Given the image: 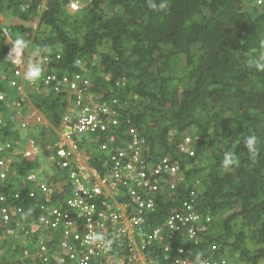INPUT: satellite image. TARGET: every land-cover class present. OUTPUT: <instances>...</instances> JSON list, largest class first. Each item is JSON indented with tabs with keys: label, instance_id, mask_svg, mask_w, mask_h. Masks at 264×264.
Returning a JSON list of instances; mask_svg holds the SVG:
<instances>
[{
	"label": "trees",
	"instance_id": "16d2710c",
	"mask_svg": "<svg viewBox=\"0 0 264 264\" xmlns=\"http://www.w3.org/2000/svg\"><path fill=\"white\" fill-rule=\"evenodd\" d=\"M42 1L0 0V17L17 16L22 22L10 27L0 22V93L6 94L5 100H0V109L5 114L14 111L12 103L18 99L17 89L22 86V78L14 74L12 67L19 69L6 60L11 50L6 31H10L12 39L20 36L28 41L29 58L42 65V77L32 85L25 81L24 87L52 128L60 127L70 99L66 93L44 92L43 78L51 73L61 77L82 71L76 65L77 61L82 62L88 68L87 91L96 100L113 106L119 120L117 127L99 135L92 164L107 170L110 155L122 151L137 135L150 144V162L154 156L171 153L187 179L175 192V198H185L188 192L196 191V212L213 222L197 253L207 258L208 247L217 243L230 250L235 264H264V72L250 67V61L264 51V0L254 5L245 0H167L164 12L151 10L146 0H72L80 3L74 13L68 9L70 0H48L40 13ZM36 19L39 24L34 29L31 22ZM45 47L46 53L37 54V49ZM30 108L25 104L24 114ZM13 124L8 117L3 141L20 138ZM130 129L136 131L128 133ZM186 133L200 137L194 143V158L174 152ZM250 134L259 141L254 160L244 147V139ZM109 136L116 140L103 148ZM29 137L44 154L49 153L48 146L56 144L47 142L46 129L40 127L29 131ZM88 150L92 147H86ZM229 150L240 157V164L225 171L221 162ZM24 151L22 142L13 156L14 169L19 173L8 190H0V194H10L8 201H0V209L19 213L39 203H59L74 194L71 170L46 159L52 164V181H63L67 194L55 191L45 195L41 180L28 179L29 173L38 168L47 173L42 167L43 158L30 157L31 160L17 163V155H24ZM38 176L44 180L39 173ZM45 181L49 187L51 180ZM24 194H34L32 201ZM181 202L178 199L175 205ZM67 205L61 202L58 208L74 217L75 212ZM75 223L82 232V222ZM3 233L0 228V245L6 248L0 264L53 262L58 236L45 244L47 250L41 256L37 241H31L27 251L30 256L36 254L32 260L25 256L22 243L12 236L1 239ZM178 241L193 248L185 240ZM73 244L79 252L80 241ZM177 253L178 247L168 250L169 256ZM92 258L88 264H106L104 258ZM64 264L74 261L67 258Z\"/></svg>",
	"mask_w": 264,
	"mask_h": 264
},
{
	"label": "clouds",
	"instance_id": "9594fccd",
	"mask_svg": "<svg viewBox=\"0 0 264 264\" xmlns=\"http://www.w3.org/2000/svg\"><path fill=\"white\" fill-rule=\"evenodd\" d=\"M146 2L148 7L153 11L164 12L168 8L167 0H159V2H157V0H146ZM47 3L48 0L41 2V6L39 7L40 13L46 9ZM43 6H45V8H43ZM68 9L70 12L74 13L80 9V3L70 0L68 2ZM7 39L11 45V50L6 60H10V62L21 71L22 74L17 75L16 70L12 67L14 74L22 78V86L20 90H17L19 93L23 91V94L18 95L22 99L19 106L15 107L17 100L12 103L14 111L9 110L10 113L5 114L4 110L0 109V146L6 148L0 156V160L3 161V164L0 165V190L3 188L7 189V186L11 182L13 183L15 175L19 173L17 169H14L16 162L13 161V156L22 145V137L20 136L21 139L19 138L13 141H3L4 135L2 134L7 127L8 117L14 122L12 127L17 133L19 129H26L29 134V131L33 128H50L52 132H54V138L47 142L57 143L58 138L63 137L62 126L64 117L76 106V103H74L76 96L73 93L63 91V89L56 91L55 87L57 83L63 81L64 77L74 80L76 75H80L88 81V85L84 86L86 88L89 86V78L86 75L88 68L80 61H77L76 65H79L82 71H78L71 75L66 74L61 77L51 73L43 78L44 92L52 91L59 94L66 93L69 95L70 99V106L62 118L60 127L52 128L46 117L34 107L28 98L27 92H24L25 81L32 85L42 77V65L35 61V59L29 58V53L26 52L29 48V43L23 37L18 36L12 39L7 36ZM261 47L264 48V41L261 42ZM47 51V47L37 49V54L40 52L46 53ZM95 58L97 59V57ZM41 63L44 64L42 60ZM91 64L94 65L95 61ZM253 66L257 71L264 72V51H262L255 60L250 61V67ZM49 77H54L55 79L48 83ZM5 97L6 94L1 92L0 100H5ZM95 98L96 96L86 89L84 105L91 102L104 103V101L96 100ZM25 104L31 107L26 114H24ZM116 112L118 119V111ZM109 129L113 128L109 127L105 132L95 133L93 138L96 139V142L92 141L90 136L74 135L73 140L76 145H78V148L76 149V153L70 156L69 165L72 168L73 159L76 157L77 151L80 150L82 153L81 156L85 155L87 156L86 158H89L87 161L90 166L89 174L91 175V180L99 181L107 179V184L101 186L100 192L91 189L98 195L106 196L108 200L104 219L101 220L98 217H91L97 232L91 233L89 239L95 244L92 249L94 250L93 253L96 254L98 258L89 257V260L92 258L97 261L99 258H104L105 261L112 262V264H126L127 260L130 261L129 264H216V262L217 264H235V257L232 256L230 250L225 249L217 243L208 247L207 250L209 251V255L207 258L204 257L203 253H197L199 247L204 246L206 236L209 234L213 222L209 217L204 219L203 216L196 212L193 205V199L197 196L196 191L188 192L185 198L179 196L175 198V192L179 189L180 185L186 183L185 181H187V179L182 171H180V165L175 163L171 155H169L171 153H168L166 156H154L153 158L155 159L150 162L149 160L152 154L150 144L147 140L137 135L133 138L132 144H128L125 155L122 151L110 155L111 164L107 170L92 164L94 160L92 159L94 153L93 148L99 142V135L108 132ZM132 131L136 130L130 129L128 133H132ZM113 137L114 136H109L108 143L103 144L102 147L104 148V145H107L106 148H108L110 143L116 140L115 138L111 140ZM28 138L30 140L26 143V147L29 151L37 142L32 137L28 136ZM199 139V135H194L192 133L182 135L181 141L178 147L174 149V152L186 155L189 158L196 157L194 143L198 142ZM80 141L83 143H80ZM258 142V137L255 134H250L244 139V147L250 159L254 160L259 153ZM136 143H138L137 146ZM8 145H10V147H8ZM88 146L92 147V150L86 151V147ZM64 149L68 152L69 144L64 147ZM70 149H72L71 145ZM58 150L53 151V156H57ZM8 157L12 158L11 162H9ZM114 157H116V159H114ZM57 158L59 161L64 160L60 157ZM123 158H126L129 166L112 174L111 171L115 169ZM17 160V163H20L31 159L29 155L18 154ZM52 164L57 165L54 160ZM239 164L240 157L235 152L231 150L224 152L221 167L225 171L233 167H238ZM101 169L103 171H101ZM62 183L64 182H57L52 188L60 194L66 195L67 193H65V191L61 192L59 190ZM34 186L35 188L37 187L36 185ZM24 195L28 201H32V196L30 194ZM67 197L69 198L71 195L68 194L65 199L59 203L43 202L39 203L37 206L39 207L44 204L43 206L49 209L46 215L51 219L50 209L58 207ZM9 199L10 194H0L1 202L8 201ZM178 199H182V202L179 206H176V200ZM88 203L90 205H95L100 204V201L91 197ZM37 206L26 208L29 210L23 209L21 213L12 216L11 221L7 223L11 226L10 228L6 227L0 213V228L4 230L1 239H6L8 235L12 236L11 238L16 242L22 243L25 256H28L32 260L36 259V254L30 256L27 251L31 248V241H37L36 247L39 248V255L41 256L42 252L47 250L45 244L53 242L57 237L55 235L56 231L51 229L50 226L46 227L45 223L41 220L42 210ZM72 210L79 211V209ZM78 216L79 213H75L74 218ZM26 217L31 219L29 224L25 222ZM80 221L82 222L83 231L81 232L80 227L77 229V225L73 224L76 228V232L67 240L70 246L74 247L79 257L84 258L89 255L88 252L90 249V246L84 241L85 235L88 232L86 227H88V222L90 224L92 223L86 217L84 218V216ZM99 223L102 225L100 226ZM35 227H37V230H35ZM9 230H11L12 233L9 234ZM26 231H28V235L25 240L23 236L26 234ZM76 234H79L80 239L75 238ZM123 236L125 238H123ZM180 239L193 245V248L192 246L184 247L180 245L178 241ZM64 240L65 233L62 232L58 236L57 244L54 246L55 254L51 264H60L58 258ZM25 241L29 243L28 248L23 246ZM73 241H80L81 249L79 252H81V255L77 251ZM172 246L178 247V253L175 256L168 255V250ZM2 254L6 255V248L5 252L0 250V257H2ZM194 256L195 259H193ZM215 256L216 260L213 262ZM67 258L70 257L66 256L64 262L61 264H64Z\"/></svg>",
	"mask_w": 264,
	"mask_h": 264
},
{
	"label": "built area",
	"instance_id": "2783aa9c",
	"mask_svg": "<svg viewBox=\"0 0 264 264\" xmlns=\"http://www.w3.org/2000/svg\"><path fill=\"white\" fill-rule=\"evenodd\" d=\"M18 63V62H17ZM17 75H21V71H16ZM54 77L48 78V83L51 80H54ZM88 85V81L82 78L80 75H76L74 80H70L68 77H64L63 81H60L57 83L55 89L56 91H59L63 89V91H69L72 92L76 99L74 103H76V106L72 108L64 117L63 126H62V136L67 138L69 140V150L68 152L64 149L68 144H63L61 148L57 152L56 161L57 165H62L64 168H68L71 170L70 173V182L73 184V192L74 194L71 195V197H67L64 203L67 202V204L72 209H79L81 212L79 215H84L88 220L91 221L92 224L88 222L87 234L85 235L84 241L90 246L89 252L87 256L84 258L79 257L78 253L71 249L70 244L68 242V238L76 232V228L73 225L72 222V216L69 215L67 211H61L58 207H54L50 209L51 211V219L46 215V212L49 210L44 204L40 205L38 208H41L42 210V218L41 220L45 223L46 227H51L54 231L57 230L58 227H63L64 233H65V240L62 242L61 245V253L58 258V262L61 264L64 262L65 257L68 256L70 259L74 261V264H88L89 257L93 253L92 247L95 245L93 244L89 236L93 232H97V229L92 221L91 216L89 215V207L93 206L90 205L89 198H91L87 192L86 189H92L95 191L100 192L101 186L107 184V179H102L99 181L91 180V175L89 174V162L82 161L80 159H73V165L72 168L70 167V156L73 153H76V149L78 148V145L74 142L73 138L74 135L79 136H90L92 141L96 142V139L93 138V135L97 132H105L109 127L118 126L119 120L117 119V112L115 109H113L110 105H108L107 102L104 103H98V102H91L84 105V98H85V92L86 87ZM2 98V97H1ZM1 124V123H0ZM134 132V131H132ZM138 143H136L137 146ZM70 145L72 149H70ZM107 145H104V148H106ZM10 147V145H8ZM138 149V148H136ZM6 150L4 146H0V156L1 154ZM123 155V154H121ZM57 157H60L61 159H64L63 161H59ZM9 158V162H11L12 158ZM89 159V158H87ZM116 159V157H114ZM3 164V161L0 160V165ZM75 166V167H73ZM64 183L61 184L59 187V190L63 192ZM40 187L42 189V192L50 196L53 192H55V189L52 187H48L45 184H40ZM33 197L34 194H31ZM22 210L19 212L21 213ZM1 217L5 224L9 223L11 221L12 216H9L7 213V210L1 209ZM101 226L102 224L99 223ZM100 228V227H99ZM102 228V227H101ZM35 230H37V227H35ZM8 233H12L11 230L8 231ZM28 235V231H26V234L23 236V238L26 240V237ZM76 239H80L79 234L75 235ZM28 242H24V247L28 248ZM77 253V254H76Z\"/></svg>",
	"mask_w": 264,
	"mask_h": 264
},
{
	"label": "bare ground",
	"instance_id": "6f19581e",
	"mask_svg": "<svg viewBox=\"0 0 264 264\" xmlns=\"http://www.w3.org/2000/svg\"><path fill=\"white\" fill-rule=\"evenodd\" d=\"M29 138H26L25 139V151H24V155H29L30 157H34L35 159H42V158H45V159H47L48 161H50L51 163H52V161L54 160V159H56V157L55 156H53V151H57L59 148H61V146L63 145V144H68L69 143V140L67 139V138H65V137H59L58 138V142L55 144V145H52V146H48L47 147V151L49 152L48 154H44V151L42 150V148L39 146V144H34L33 146H32V149L31 150H27V147H26V143L27 142H29ZM129 144V143H128ZM130 144H132V143H130ZM127 148H128V145H127V147H124V149L122 150V152H123V154L125 155L126 154V152H127ZM81 151L80 150H78L77 151V155H76V159H80V160H82V161H86L87 160V156H85V155H83V156H81ZM127 166H129V163H128V161L126 160V158H123V160L122 161H120L118 164H117V166L115 167V169H113L111 172H112V174L113 173H115V172H118V171H120L122 168H124V167H127ZM41 175V177L44 179V180H42V179H40L39 178V176H38V173ZM51 176L52 175H50V176H48L47 175V173H43L42 171H41V169H36V170H34V171H32L31 173H29V175H28V179L29 180H33V181H37V180H41L42 182H43V184H45V185H47L48 186V183H47V181H45L46 179H50L51 180V183L49 184V187H54L55 186V184H56V182H54V181H52V178H51ZM86 192H87V194L90 196V197H92V198H95V199H97V200H99L100 201V204H95V205H93V206H91V207H89V215L92 217H98V218H100L101 220H103L104 219V216H105V213H106V204H107V200H108V198L106 197V196H103V195H98L96 192H94V191H92L91 189H89V188H87L86 189ZM69 208H71L69 205H67ZM5 210H7V209H5ZM9 212H11V215H16L17 214V212L18 211H16V210H10V211H8L7 210V213L9 214ZM76 214L77 213H80L81 212V210H79V211H74ZM69 213V212H68ZM70 216H72L73 217V215H71V214H69ZM9 216H10V214H9ZM83 216L84 215H79L78 217H76V218H72V222H73V224H76L75 222L76 221H78V220H81V218H83ZM84 218H85V216H84ZM80 226L79 225H77V229L79 228ZM62 232H64V230H63V227H58L57 228V230H56V236H59ZM123 238H125L124 236H123ZM91 257H93V258H98V256L96 255V254H94V253H92L91 254ZM105 263H107V264H112V262H107V261H105ZM130 263V261H128L127 260V262H126V264H129Z\"/></svg>",
	"mask_w": 264,
	"mask_h": 264
},
{
	"label": "rangeland",
	"instance_id": "374dc122",
	"mask_svg": "<svg viewBox=\"0 0 264 264\" xmlns=\"http://www.w3.org/2000/svg\"><path fill=\"white\" fill-rule=\"evenodd\" d=\"M258 0H245L246 4H249V5H254ZM248 5V6H249ZM43 8H45V6H43ZM0 22L3 23L5 26L7 27H10V26H13V25H21L22 22L20 21V19L18 17H15V16H10V17H7V16H2L0 17ZM38 24H39V19H36L34 22L31 23V25L33 26L34 29H36L38 27ZM6 35L8 37H10V31H6ZM47 80V79H46ZM26 92V91H24ZM67 93H72V92H69V91H66ZM20 94H23V91H20ZM22 99L20 98V96H18V99H17V102L15 104V107L19 106L20 103H21ZM44 129H46V137L48 140H52L54 138L53 136V133L51 131L50 128L48 127H45ZM51 131V133H50ZM27 130L26 129H19L18 130V134L21 136V137H25L27 135ZM42 167L45 168L47 170V175H51L53 174V168L51 166V164L45 159L43 158L42 159ZM25 222L26 224H29L31 222V219L29 217H26L25 218ZM0 250L2 252H5V247L4 245H0Z\"/></svg>",
	"mask_w": 264,
	"mask_h": 264
},
{
	"label": "crops",
	"instance_id": "0c3cea01",
	"mask_svg": "<svg viewBox=\"0 0 264 264\" xmlns=\"http://www.w3.org/2000/svg\"><path fill=\"white\" fill-rule=\"evenodd\" d=\"M29 134L27 133V135L25 137H22V142L25 141L26 138H28ZM21 139V138H20ZM25 143V142H24Z\"/></svg>",
	"mask_w": 264,
	"mask_h": 264
}]
</instances>
